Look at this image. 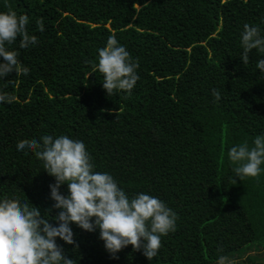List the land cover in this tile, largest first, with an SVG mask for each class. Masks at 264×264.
<instances>
[{"label": "trees", "instance_id": "obj_1", "mask_svg": "<svg viewBox=\"0 0 264 264\" xmlns=\"http://www.w3.org/2000/svg\"><path fill=\"white\" fill-rule=\"evenodd\" d=\"M9 9L28 16L38 42L6 45L30 71L0 79V91L15 96L0 103V201L19 198L55 217V177L17 143L66 135L82 141L94 171L110 174L130 199L149 194L178 216L151 261L131 245L113 258L99 228L75 223V244L56 239L67 258L264 264V164L241 180L228 158L231 147L251 148L264 135V72L256 67L264 53L251 50L246 65L241 59L244 24L264 37V0H0V12ZM110 35L139 63L130 94L109 96L93 68ZM60 192L68 195L67 184Z\"/></svg>", "mask_w": 264, "mask_h": 264}, {"label": "clouds", "instance_id": "obj_2", "mask_svg": "<svg viewBox=\"0 0 264 264\" xmlns=\"http://www.w3.org/2000/svg\"><path fill=\"white\" fill-rule=\"evenodd\" d=\"M27 15H17L11 9L0 12V79L12 72L27 75L29 68L18 59L19 53L9 50L21 37L20 48L36 44L37 37L29 35ZM39 31H44L43 21L37 22ZM244 65L249 63V52L256 49L264 53V37L256 26L244 24L241 37ZM256 67L264 72V59L257 61ZM94 70L103 74V88L109 96L117 91L128 94L139 80L138 61L134 60L124 46L119 45L116 37L110 35L106 46L98 53V64ZM216 101L220 92L212 90ZM15 96L0 91V103H12ZM37 140H21L17 150L28 149L44 164V170L55 177L50 185L54 208L60 209L52 219H46L38 207L19 198H4L0 201V264H77L69 259L64 250L56 243L57 237L66 244H75L71 223L85 231L100 230V239L105 249L115 254L131 245L134 251L143 250V255L152 260L162 246L161 237L176 230L178 216L157 197L140 193L129 198L108 173L94 171L92 158L82 141L68 136L53 138L50 135ZM231 147L228 158L235 167L239 179L257 177L264 164V135L253 141ZM67 184L68 195L61 194L60 187ZM48 214V213H47ZM49 215V214H48ZM94 218V220H93ZM50 220H55L54 226ZM227 258L220 256L218 264H226Z\"/></svg>", "mask_w": 264, "mask_h": 264}, {"label": "rangeland", "instance_id": "obj_3", "mask_svg": "<svg viewBox=\"0 0 264 264\" xmlns=\"http://www.w3.org/2000/svg\"><path fill=\"white\" fill-rule=\"evenodd\" d=\"M262 261L264 262V259H262ZM215 264H218V262H216ZM226 264H245L243 259L242 260H238V261H234L232 259H228L226 260Z\"/></svg>", "mask_w": 264, "mask_h": 264}]
</instances>
